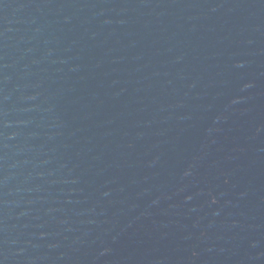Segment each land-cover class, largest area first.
<instances>
[{
	"label": "water",
	"instance_id": "1",
	"mask_svg": "<svg viewBox=\"0 0 264 264\" xmlns=\"http://www.w3.org/2000/svg\"><path fill=\"white\" fill-rule=\"evenodd\" d=\"M0 264H264V0H0Z\"/></svg>",
	"mask_w": 264,
	"mask_h": 264
}]
</instances>
